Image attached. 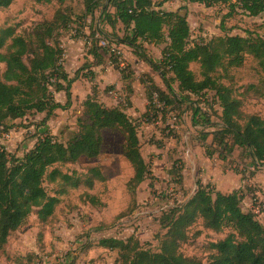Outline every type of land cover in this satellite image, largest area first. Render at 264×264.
I'll return each mask as SVG.
<instances>
[{"label":"trees","instance_id":"trees-1","mask_svg":"<svg viewBox=\"0 0 264 264\" xmlns=\"http://www.w3.org/2000/svg\"><path fill=\"white\" fill-rule=\"evenodd\" d=\"M30 1L37 5H57L58 8L50 21L36 24L26 36L18 35L13 27L0 30V65L3 66L0 127L4 132L13 128L15 121L31 114H44L40 124L44 127L57 110L69 107L72 83L79 77L93 76L92 71L84 72L91 63L83 64L72 78L63 68L64 49L60 37L72 22L61 8L70 0ZM168 1L82 0V23L74 24L77 31L87 30L85 45H89L88 54L97 62H102L103 56L108 55L99 47V41L103 39L109 44L128 47L157 73L165 89L159 88L148 76L142 82L146 100L152 107L153 93H157L159 101L169 108L177 101H187L190 95L198 97L213 92L220 108V125L208 133L209 142L205 141V135L203 137L206 157L212 156L208 146L215 148L216 158L220 161H225L239 149L248 159V166L260 170L264 166V116L245 113L243 97L252 92L255 99L264 101V38L249 33L247 37L227 34L222 26L223 35L190 45L191 30L182 10L190 4L206 8L224 5L228 12L222 20L235 14L236 9L248 17H258L264 14V0H178L183 4L182 8L164 11L162 6ZM12 2L0 0V9L9 7ZM88 18L90 22L96 18L95 28L86 25ZM117 25L122 28V37L114 33ZM105 26L116 40L106 33ZM145 45L163 46L159 61L147 55ZM246 58L255 61L259 77L244 93L237 94L229 84L232 80L229 72L241 68ZM108 61L123 82L133 76L127 68L120 67L117 59L109 57ZM192 64L198 66V78L190 69ZM110 90L112 88L106 87L103 92ZM60 92L65 94L64 105L54 99L55 93ZM125 102L123 107L106 105L93 88L81 103L78 131L67 142L62 143L43 130L22 159L11 156L0 144V250L31 214H35L38 223L46 224L53 219L61 198L70 190L92 189L94 182L104 180L95 167L83 175L63 172L60 167L80 158L99 156L105 130L117 131L123 138L122 157L133 169L126 190L134 199L136 189L148 179L149 169L141 155L139 120L126 113L131 103L128 98ZM193 118L204 119L199 109H194ZM195 185L196 191L185 203L161 213L158 224L164 234L158 238L156 251L145 249L133 236L124 240L102 238L98 246L117 251L118 264H264V223L251 211L242 209L244 191L221 193L200 181ZM48 186L52 187L51 192H48ZM83 200L93 206L101 205L95 196L87 193ZM198 222L204 231L219 235L226 232L222 238L207 243L205 262L186 257L181 252L190 239L189 231ZM200 232L196 231L192 236L196 238ZM30 261L29 257H19L13 264H31Z\"/></svg>","mask_w":264,"mask_h":264},{"label":"rangeland","instance_id":"rangeland-1","mask_svg":"<svg viewBox=\"0 0 264 264\" xmlns=\"http://www.w3.org/2000/svg\"><path fill=\"white\" fill-rule=\"evenodd\" d=\"M182 7L180 1L170 0L162 9L176 11ZM57 8V5H37L30 0H13L9 7L0 9V30L13 27L18 35L26 36L36 24L50 21ZM61 10L72 22L70 28L60 37L64 49L63 68L72 77L83 64L92 62L88 56L89 45L84 46V38L88 32L77 31L74 24L81 22L83 2L70 0ZM227 12L224 5L212 8L187 5L182 13L186 14L191 30L190 45L223 35L222 28L220 29L222 26L227 34L247 37L249 33L264 37V14L248 17L236 9L235 14L222 20ZM97 15L98 12L96 17ZM85 23L93 29L96 18L91 22L88 18ZM121 29L117 25L114 31L116 36L119 35L117 37H122ZM104 30L111 37L112 32L107 26ZM112 38L117 39L113 35ZM119 47L123 54V68L131 71L133 76L120 82L118 72L112 69L105 55V61L110 67L104 62L105 65L102 64L98 69L95 80L93 78L90 82L81 78L73 84L68 108L57 110L44 127H40L44 114H31L17 120L8 132L0 127V144L11 156L22 159L32 149L43 130L65 143L78 131L81 103L91 88L94 85L100 91L106 87L112 88L108 92L100 93L99 99L109 106L120 104L121 107L125 106V99H131L133 106L128 109V113L139 120L138 138L141 154L149 169L148 179L139 185L133 199L126 190V184L133 176V169L122 157L123 138L117 131H103L99 156L93 159L80 158L73 164L61 166L60 169L63 172L74 171L83 175L95 167L99 169L104 180L94 182L92 189L79 187L70 190L61 198L53 219L46 224L38 223L35 214H31L22 227L10 235L8 242L0 250V264H13L19 257H29L31 264H118L117 251L98 246L102 238L124 240L133 236L145 249L154 252L158 248V238L164 234L158 224L161 213L185 203L196 191L195 183L201 181L199 177L204 161L217 164L221 175L226 176L220 179L221 182L224 179L231 182L245 180L260 171L248 166V159L239 149H235L225 161H217L215 148L205 146L212 152L210 158L206 157L202 147L203 137L205 135V141L209 142L208 133L220 125V108L213 92H206L198 97L190 95L187 101H177L165 110H157L146 100L142 82L148 76L159 88L165 89L162 80L157 73L139 61L131 50L122 45ZM145 47L147 55L154 61H159L163 46ZM190 69L198 78V66L192 64ZM2 71L3 66L0 65V76ZM88 71V68L84 70L85 73ZM229 73L232 78L229 84L237 94L244 93L247 86L255 84L259 77L256 63L251 58H246L241 68L233 69ZM173 87L176 89L175 85ZM54 99L62 105L66 101L63 92L55 93ZM243 100L245 113L264 116V101L255 99L252 92L245 94ZM194 109L200 110L203 121L193 118ZM248 167L251 169L248 170ZM51 188L47 187L48 192H51ZM84 193L95 196L101 205L93 206L83 200ZM243 210L248 211V208L243 207ZM123 214L125 215L119 216ZM196 231L201 232L194 238L192 235ZM225 233L219 235L204 231L198 222L189 231L190 239L182 246L181 252L186 257H195L205 262L207 243L222 238Z\"/></svg>","mask_w":264,"mask_h":264},{"label":"crops","instance_id":"crops-1","mask_svg":"<svg viewBox=\"0 0 264 264\" xmlns=\"http://www.w3.org/2000/svg\"><path fill=\"white\" fill-rule=\"evenodd\" d=\"M84 46H85V44H84ZM123 47L125 49H127V50L129 49L126 46H123ZM88 56H90L91 59H92V62H90L91 64H90L88 70L92 71L93 76L86 77V78H82V79H88L90 82H92L93 81V78L95 80L97 71L102 66V64L105 65V63H106V65H108V66H109V64H108L107 61H105V55L103 56V61L102 62H97L90 54H88ZM78 70L79 69H77L74 73H76ZM115 71H117V70H115ZM118 75H119V81L120 82H123L121 80V76H120L119 72H118ZM68 77L69 78H72L73 76L70 77L68 75ZM80 79H81V77H79L77 80H75L72 83V85L75 84ZM72 85H71V87H72ZM133 87H132V89H134ZM93 88H95L97 90L98 96L100 95V93L103 92V90L102 91L99 90V87L97 85L96 86L94 85L91 88V91H90L89 94H91ZM142 88H144V87H142ZM130 91H131V89H130ZM70 93H71V89H70ZM89 94H87V95H89ZM130 103H131V105L127 108V111H126V113L128 115H129L128 109H131L132 106H133V103H132L131 99H130ZM129 116L132 117L131 115H129ZM134 119H136V118H134ZM217 161H220V160L217 159ZM217 167L218 166H217L216 163L211 164V162H205L204 161L202 163V173H201V176L199 177L201 179L200 182L203 185L209 184L211 187L214 186L213 189H215V191H219L221 193H228V192L233 191V190L242 189L244 191V197H243L242 204H241L242 209H243V207H247L248 208V211L253 212V209H254L255 205H258L259 210H258V213L255 214V215L257 216L258 220L261 223H264V174H263V172H264V170H263L264 169V166L260 169V171H256L255 173H253L250 176H248V179H245V180L238 179L236 181L233 179L235 182L234 181L231 182L230 180H227V179H224L221 182L220 179H222V178H224L226 176L225 175L224 176L221 175V172L217 169ZM248 169H250V168L248 167Z\"/></svg>","mask_w":264,"mask_h":264},{"label":"built area","instance_id":"built-area-1","mask_svg":"<svg viewBox=\"0 0 264 264\" xmlns=\"http://www.w3.org/2000/svg\"><path fill=\"white\" fill-rule=\"evenodd\" d=\"M99 47H101L102 49H105L107 51V58L109 59V57H113L115 59H117L120 63V67L123 68V54L121 51V48L115 44H109L107 41L105 40H100L99 41ZM152 105L154 106V108H156L157 110H165L167 109V107H165L164 103L160 102L158 99V95L157 93H153L152 95ZM258 205H255L253 212L254 214L258 213ZM252 212V213H253Z\"/></svg>","mask_w":264,"mask_h":264}]
</instances>
